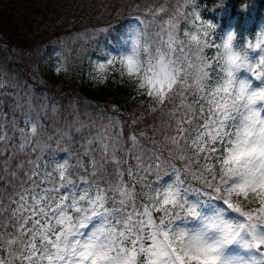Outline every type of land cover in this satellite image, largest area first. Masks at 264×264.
<instances>
[{
  "label": "snow or ice",
  "instance_id": "1",
  "mask_svg": "<svg viewBox=\"0 0 264 264\" xmlns=\"http://www.w3.org/2000/svg\"><path fill=\"white\" fill-rule=\"evenodd\" d=\"M178 18H135L122 41V75L156 104L152 112L168 108L152 137L130 133L125 142L116 116L101 114L99 124L76 109L64 116L0 80V264H264V72L256 71L264 29L250 58L253 45L242 54L232 36L215 45L208 31L185 33L186 43ZM147 23L159 29L151 37ZM62 142L73 152L46 160ZM222 192L251 195L258 207L245 211Z\"/></svg>",
  "mask_w": 264,
  "mask_h": 264
},
{
  "label": "trees",
  "instance_id": "2",
  "mask_svg": "<svg viewBox=\"0 0 264 264\" xmlns=\"http://www.w3.org/2000/svg\"><path fill=\"white\" fill-rule=\"evenodd\" d=\"M161 8L163 12L159 11ZM193 11H198L205 24L211 22L215 26L209 43L222 45V37L234 31L235 42L245 49L248 43L254 42L264 21V0H0V64L15 82L17 93H30L34 103H37L35 97L41 95L49 104L58 105L64 116L76 109L82 119L91 117L98 124L101 114L116 116L123 127L125 142L130 133L138 138L141 132L152 137V129L161 127L168 108L156 112L149 109L140 115L131 113L127 109L130 107L127 90L119 86L121 78L127 75H122L117 66L112 68L104 84L79 80L76 75L79 69L88 70L97 55L98 44L111 37L116 40L118 31L132 18L163 24L174 14L182 13L177 35L187 43L184 34L192 27L190 13ZM146 29L149 37L159 30L155 23H147ZM48 50L57 51L59 59L66 64L70 63L68 60L74 64L61 78L52 76L51 83L42 84L34 64ZM205 55L215 57L216 49H205ZM32 115L35 117L36 113ZM15 119L21 122L23 116L17 112ZM60 123L65 121L61 119ZM47 134V131L41 132V138ZM73 150L72 144L51 143L44 158L47 160L51 154L57 160L64 159ZM175 163L181 166L180 161ZM69 164H75L74 157L69 159Z\"/></svg>",
  "mask_w": 264,
  "mask_h": 264
},
{
  "label": "rangeland",
  "instance_id": "3",
  "mask_svg": "<svg viewBox=\"0 0 264 264\" xmlns=\"http://www.w3.org/2000/svg\"><path fill=\"white\" fill-rule=\"evenodd\" d=\"M191 19H192V27L188 29L185 33H188L189 35H199L201 39H204L203 32L208 31L211 34V29L209 27V23L205 24V22L201 19L200 14L198 11H193L190 13ZM197 16L200 18L197 19ZM138 27L137 22L134 20L130 21L128 25L123 27L121 30L118 31L116 34L117 39L114 40L112 37L107 42H102L98 44V52L97 55L93 58V60L90 62V65L88 66V70H82L79 69L77 72L78 79H84L87 80L93 84H104L105 81L109 78L111 75V70L113 67L117 66L120 72L123 71V66L119 63L120 59L122 58V49L124 45L122 44V41L127 38V34L132 32L133 29ZM140 27V26H139ZM264 29V21L261 23V25L258 28V35L253 45V51L248 52L249 57L252 58L253 52L257 51L255 49V43L258 42L261 39V33L260 30ZM188 38V37H187ZM143 39L140 41L141 45ZM234 48L238 51H241L243 54V51L241 46H237L234 41ZM114 58V59H113ZM113 59V63L111 65H108L107 60ZM258 59V58H257ZM68 60V59H67ZM70 63H65L62 59H59V53L57 51L48 50L46 53H44L37 61L36 64H34V67L36 68L37 72H39V78L40 82L48 83L51 81L49 80V77L54 76L55 79H59L62 77L63 74L67 73L68 68H70L74 61L68 60ZM255 63V61H253ZM104 64L105 68L103 70L99 69V65ZM57 68L60 70L57 71ZM256 71L264 72V68L262 69H256ZM238 76H241L240 73H238ZM0 80H6L10 85H12L11 88L5 89V91H13L17 92L16 84L15 82L9 77L7 70L0 64ZM120 83V82H119ZM118 86V84H117ZM119 86L124 87L122 90H127V93L129 95L128 103L130 104V107L127 108L131 111V113H136L138 115L142 114L143 112L152 109L153 107H156V104L146 95L142 93L141 90L137 89L135 80L133 78H130L128 76L121 78V84ZM24 93H22L23 95ZM35 100L37 103H44L46 102L44 98H42L41 95L36 96ZM11 101H6L3 111L8 114V119L11 120L13 116L12 110L8 106H11ZM49 103V101H47ZM52 104V103H51ZM8 105V106H7ZM58 106V105H57ZM59 107V106H58ZM17 127L19 128H25L24 119L20 122L19 120H16ZM25 131H28V129L25 128ZM9 135H12V132L9 131ZM13 143L19 144V133H17L13 137ZM59 162H62L63 159H59ZM225 198L230 199L234 204L241 207L243 210L248 211L252 209H256L258 207V201L255 198H252L251 195H249V198L244 199L236 194H232L231 196H228L227 193H221Z\"/></svg>",
  "mask_w": 264,
  "mask_h": 264
},
{
  "label": "clouds",
  "instance_id": "4",
  "mask_svg": "<svg viewBox=\"0 0 264 264\" xmlns=\"http://www.w3.org/2000/svg\"><path fill=\"white\" fill-rule=\"evenodd\" d=\"M229 36L233 37L232 44L234 45V31H229L222 37V44L228 41Z\"/></svg>",
  "mask_w": 264,
  "mask_h": 264
}]
</instances>
